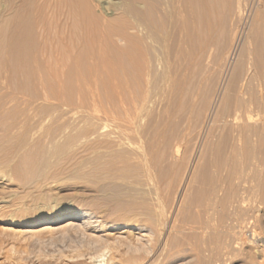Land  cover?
Listing matches in <instances>:
<instances>
[{
    "label": "rangeland",
    "instance_id": "1",
    "mask_svg": "<svg viewBox=\"0 0 264 264\" xmlns=\"http://www.w3.org/2000/svg\"><path fill=\"white\" fill-rule=\"evenodd\" d=\"M46 1L57 3L36 2ZM99 2L107 9L120 4L119 0ZM11 4V0H0V19L12 13ZM59 9H46L57 23L63 18ZM260 9L264 17L263 0H237L227 14L225 35L235 26L243 31ZM57 27L53 29L62 28ZM259 33L263 35L264 26ZM257 37L252 35L248 43L247 58L264 72V53L260 55L257 50ZM223 49V44L212 45L214 63L219 62ZM57 60L60 54L55 51L53 74H59L62 68ZM202 69L188 74L184 106L166 126L170 141L158 136L156 144L159 141L161 154L148 161L141 136L149 134L152 117L160 108L162 112L164 105L157 102L142 110L136 120L142 135L110 122L106 131L115 132L112 136L119 142L120 152L112 155L104 145L97 155L90 147L91 123L96 121L93 115L59 101L30 102L21 95L15 97L0 84V98L4 99H0V264H207L211 255L208 239L215 232L220 233L225 252L221 260H226L221 264H264L257 251V243L264 244V165L259 170L249 168L245 157L242 163L218 169L219 183L263 185L260 189L251 186L241 200L231 195L227 201V184L225 198L216 202L211 198L212 181L207 177L213 169L205 167L212 157L207 154L195 159L193 137L204 115V92L197 97L192 112L188 107ZM158 94L163 97L164 91ZM83 119L88 120L85 127L77 130ZM7 123L12 124L9 127ZM177 138L182 140L184 154L174 159L171 148ZM129 140L133 141L130 145ZM62 213L76 216L58 220ZM205 224L209 232L203 231Z\"/></svg>",
    "mask_w": 264,
    "mask_h": 264
},
{
    "label": "bare ground",
    "instance_id": "2",
    "mask_svg": "<svg viewBox=\"0 0 264 264\" xmlns=\"http://www.w3.org/2000/svg\"><path fill=\"white\" fill-rule=\"evenodd\" d=\"M11 1L12 13L0 19V84L12 95H21L30 102L59 101L93 115L96 121L91 123L94 128L89 133L90 147L97 155L104 145L112 155L120 152L115 132L106 131L110 122L126 127V132L134 129L142 135L136 120L144 108L158 102L164 109L161 112L162 108H158L160 112L152 117L149 134L142 135L140 141L147 149L148 161L156 153L161 154L159 141L156 144L158 136L170 141L166 126L182 108L187 76L202 66L188 108L192 112L194 102L204 92V115L195 126V134L192 132L194 137L190 136L195 139V159L207 154L212 157L205 161V167L213 169L207 176L212 181L211 198L217 202L223 197L227 184V201L232 196L241 200L251 186L262 187L263 183H249L250 187L247 183H219L218 175L220 169L242 163L245 157L249 168L259 170L264 165V72L247 58L248 43L254 34L260 41L259 54L264 53V33H259L264 26L261 9L255 11L243 31L235 26L227 36V14L237 0H119V5L108 9L99 0H57L56 5L47 1L38 4L37 0H19V4ZM52 7L53 11L63 10L59 23L46 13ZM57 26L62 28L54 30ZM221 44V58L214 63L212 45ZM55 51L60 54L56 61L62 66L59 74L52 73ZM160 91H164L163 97ZM102 95L105 98L101 100ZM87 121L80 120L77 130L84 128ZM129 141V145L133 143ZM171 150L174 159L181 158L182 140L177 138ZM74 216L62 213L58 220ZM208 225H202L204 232H209ZM219 234L209 236L211 255L207 264L226 260H221L225 252ZM257 251L264 258L263 243H257Z\"/></svg>",
    "mask_w": 264,
    "mask_h": 264
},
{
    "label": "built area",
    "instance_id": "3",
    "mask_svg": "<svg viewBox=\"0 0 264 264\" xmlns=\"http://www.w3.org/2000/svg\"><path fill=\"white\" fill-rule=\"evenodd\" d=\"M264 1V0H263Z\"/></svg>",
    "mask_w": 264,
    "mask_h": 264
}]
</instances>
